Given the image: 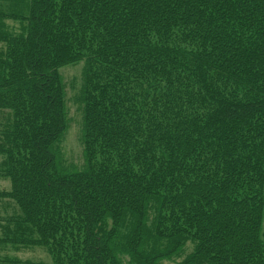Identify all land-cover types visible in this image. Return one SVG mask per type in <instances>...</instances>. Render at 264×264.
I'll list each match as a JSON object with an SVG mask.
<instances>
[{"label":"trees","instance_id":"1","mask_svg":"<svg viewBox=\"0 0 264 264\" xmlns=\"http://www.w3.org/2000/svg\"><path fill=\"white\" fill-rule=\"evenodd\" d=\"M0 111L12 242L52 264H264V0H0Z\"/></svg>","mask_w":264,"mask_h":264},{"label":"rangeland","instance_id":"2","mask_svg":"<svg viewBox=\"0 0 264 264\" xmlns=\"http://www.w3.org/2000/svg\"><path fill=\"white\" fill-rule=\"evenodd\" d=\"M83 64L79 63L60 70V74L66 84L67 89V106L69 109L70 125L69 129L64 135L61 147L63 162L67 165L80 166L82 163L81 156V112L80 106L77 101L78 93L81 87V75ZM10 119L8 111H0V124H6ZM6 187L5 183L0 184V188ZM263 231H264V218H263Z\"/></svg>","mask_w":264,"mask_h":264},{"label":"crops","instance_id":"3","mask_svg":"<svg viewBox=\"0 0 264 264\" xmlns=\"http://www.w3.org/2000/svg\"><path fill=\"white\" fill-rule=\"evenodd\" d=\"M17 214L10 202L0 201V264H52L51 257L43 249L11 241L9 230H12L13 218Z\"/></svg>","mask_w":264,"mask_h":264}]
</instances>
